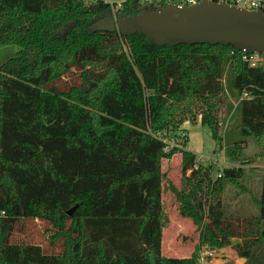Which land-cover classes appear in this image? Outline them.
Masks as SVG:
<instances>
[{"label":"trees","instance_id":"obj_1","mask_svg":"<svg viewBox=\"0 0 264 264\" xmlns=\"http://www.w3.org/2000/svg\"><path fill=\"white\" fill-rule=\"evenodd\" d=\"M142 7L124 0L118 12ZM111 16L101 0H0V49H18L0 64V264H200L204 246L264 264V173L256 194L243 167L254 162L251 139L264 157V63L250 67L230 45L157 47L98 31ZM68 74L74 82L62 88ZM230 97L233 123L221 137L217 113ZM188 122L208 127L239 166L213 177L217 163L169 147L166 135ZM176 153L178 185L162 168ZM227 184L257 212L231 210ZM167 191L198 232L187 257L162 253ZM35 219L61 251L13 239Z\"/></svg>","mask_w":264,"mask_h":264},{"label":"rangeland","instance_id":"obj_2","mask_svg":"<svg viewBox=\"0 0 264 264\" xmlns=\"http://www.w3.org/2000/svg\"><path fill=\"white\" fill-rule=\"evenodd\" d=\"M143 6H148L145 0H139ZM151 4V3H150ZM16 46H5L0 49V64L5 62L11 57L17 54ZM72 73V72H71ZM73 75H65L59 85L66 88L67 86L73 84ZM234 103V98H227L224 104L220 105V109L217 113L219 120V134L223 137L225 130L233 123L230 110ZM231 104V105H230ZM230 110V111H229ZM227 127V128H226ZM226 128V129H225ZM166 141L169 143V147L184 148L196 154L198 164L208 165L209 163L220 162L221 157L219 154L224 155V149L218 150L219 146L211 137L210 130L208 127L201 125H193L191 123H184L181 129L174 135L167 134ZM258 145L255 141L251 139L249 145L245 148V153L247 155H252L254 162L249 165H243L246 175H249L250 182L246 183L250 185L254 193L257 194L258 182L257 175L264 173V157H256L255 153L258 151ZM213 151V152H212ZM225 157V156H224ZM256 157V158H255ZM226 166L237 167L239 164L230 162L226 157ZM163 171L166 172L171 181L178 185L180 179V155L178 153L174 154L169 159H163L162 161ZM218 164V163H217ZM224 164L220 166L216 165L213 170V177L216 176L218 172V167H221V171ZM189 174V172H187ZM224 201L232 209L240 210L241 213L255 214L257 212L256 207L250 200L244 196H239V198L234 197V188L231 184L225 186ZM163 206L165 213V226L163 227V250L162 253L165 256L171 257H187L194 250V247L198 243V232L195 225L189 219H185L180 216L178 212V207L176 200L173 198L170 192L163 193ZM245 199V200H244ZM50 226L43 220H25L23 223L22 231L15 232L13 234V239L28 242L33 244H40L49 253H57L61 251L62 240L58 238L55 241L54 246L50 245V233L48 232ZM233 242H236L234 240ZM231 248L226 250L218 251L212 250L204 246L201 249L200 264H220L224 259L223 254L230 253ZM228 262V261H227ZM237 262V261H236ZM227 264H232L228 262ZM235 264V263H233Z\"/></svg>","mask_w":264,"mask_h":264},{"label":"water","instance_id":"obj_3","mask_svg":"<svg viewBox=\"0 0 264 264\" xmlns=\"http://www.w3.org/2000/svg\"><path fill=\"white\" fill-rule=\"evenodd\" d=\"M98 31L138 33L151 45L221 44L244 53L264 52V12L200 0L193 5L142 7L135 15L118 13L97 26ZM76 205L67 211L71 215Z\"/></svg>","mask_w":264,"mask_h":264},{"label":"built area","instance_id":"obj_4","mask_svg":"<svg viewBox=\"0 0 264 264\" xmlns=\"http://www.w3.org/2000/svg\"><path fill=\"white\" fill-rule=\"evenodd\" d=\"M85 4L90 5L92 3H95L97 0H83ZM104 3H107L111 7V14L112 17L115 18L116 15L119 13V9L121 7V4L124 0H101ZM148 5L153 2V0H145ZM154 1H163L165 4H177V5H193L200 0H154ZM215 1L219 3H226L229 5H235L237 7L245 8L248 10H262L264 12V0H210ZM243 60L246 61L250 67H254L258 64L264 63V52L261 53H251L247 54L244 53ZM248 94L246 92H243L241 94V98H247ZM221 157V161L218 162V166L221 164L227 163L224 155L219 154ZM223 166V168H224ZM222 168V169H223ZM221 167H218V174L217 177H220Z\"/></svg>","mask_w":264,"mask_h":264},{"label":"crops","instance_id":"obj_5","mask_svg":"<svg viewBox=\"0 0 264 264\" xmlns=\"http://www.w3.org/2000/svg\"><path fill=\"white\" fill-rule=\"evenodd\" d=\"M198 125V124H197ZM213 152V151H212ZM196 155V154H195ZM234 243V242H233ZM228 248H231V252L230 253H226V254H223L222 257L224 258L222 260V262L220 264H227L228 262H231L232 264L235 263V264H242V259L241 258H238L235 251L232 249L231 246H227L223 249H220L218 251H221L222 250H226ZM162 250H163V242H162ZM189 256V255H188ZM228 261V262H227ZM237 261V262H236ZM214 264V263H212Z\"/></svg>","mask_w":264,"mask_h":264}]
</instances>
